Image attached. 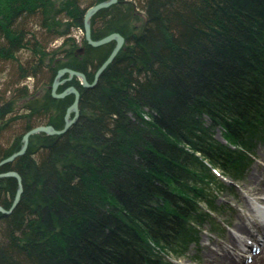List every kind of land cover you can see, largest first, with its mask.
<instances>
[{"label":"trees","instance_id":"obj_1","mask_svg":"<svg viewBox=\"0 0 264 264\" xmlns=\"http://www.w3.org/2000/svg\"><path fill=\"white\" fill-rule=\"evenodd\" d=\"M101 1L0 0V161L29 129L63 126L74 96L51 95L57 72L92 82L115 46L83 38L76 54L73 32ZM136 1L90 18L94 40L118 32L125 43L95 86H59L80 92L76 121L32 135L0 166L23 186L0 212V264H174L168 252L206 214L215 171L235 180L264 141V0ZM17 187L0 177L1 207Z\"/></svg>","mask_w":264,"mask_h":264},{"label":"rangeland","instance_id":"obj_2","mask_svg":"<svg viewBox=\"0 0 264 264\" xmlns=\"http://www.w3.org/2000/svg\"><path fill=\"white\" fill-rule=\"evenodd\" d=\"M136 2H138V0ZM137 12L139 14V17L143 19V12L138 8ZM139 24L140 22H138L136 25ZM73 35L77 38L80 47H84L83 42H81L83 38L85 39L84 30L78 29L73 32ZM58 44V41H54L50 44V46H55ZM22 54L25 55V53ZM21 58H24V56H21ZM5 78L6 74H0V85H2L1 83L5 80ZM74 78H76V80H78V82L80 83L79 78L73 77L72 80ZM27 82L28 85L32 87L33 79L28 78ZM65 83L67 82L62 83L61 85ZM72 115L73 113H69V115H67L66 109L64 124L61 128L56 129H62L66 123V116H68L69 119L72 117ZM260 132L262 135L264 134V124ZM214 136L217 140L226 143L219 128H215ZM263 156L264 141H261L260 137L255 138L252 142L251 150L247 156V159L242 160L238 172L234 174V176L236 177L235 180L232 179L230 175L222 177V175L220 176L218 174L216 178L211 179L213 184H211L208 189H205V193L208 197V202L204 204L203 212L206 211V214L203 217H200V220L198 221L193 220L190 226V231L185 233L176 243V245H174V247L171 248L168 252L170 258L174 260V264H201V258L204 257L205 247L221 248V246H223L231 248V246L233 245L231 242V234L233 233L237 234L242 239L250 241L251 243H255V240L253 238H250L243 232H239L235 227H233V222H231V219L235 221L239 213H247L249 207L248 204H250L251 201L247 198V196L245 197L242 194L243 190L245 189L244 183L247 182V178L249 175L256 172V165L261 166V164L263 163ZM212 185H214V189L212 188ZM245 217L247 218V216ZM251 229L254 230V228L252 227Z\"/></svg>","mask_w":264,"mask_h":264},{"label":"water","instance_id":"obj_3","mask_svg":"<svg viewBox=\"0 0 264 264\" xmlns=\"http://www.w3.org/2000/svg\"><path fill=\"white\" fill-rule=\"evenodd\" d=\"M118 1L119 0H104V1L98 2L88 7L83 16L84 36L89 45L96 47V46L109 43L111 41H115V46L113 47L109 55L106 57V59L101 63V65L95 71L93 81L89 82L86 78V75L83 72L65 67V68L60 69L57 72L54 82L51 86V94L55 98H63L66 95L71 94V93L74 95L73 102L67 109V115H69V113H73L72 117L68 119V116H66L67 118L66 123L62 129H56L52 125H39L25 132L22 137L21 147L16 152L11 154L10 156L2 159L0 161V166L13 161L17 156L23 155L27 149L29 138L31 135L36 134L38 132H45L48 135H60V134L65 133L69 129V127L76 121V119L79 116V108H78V103H79V98H80L79 90L75 86L70 85L66 87L62 92L57 93L56 92L57 88L62 83L69 82L70 80H72L73 77L79 78L80 84L83 87L95 86L102 72L112 62V60L115 58L117 53L123 48L124 43H125V38L120 33L112 32L98 40H94L91 37V29H90V18L100 9L107 8L117 3ZM83 50H84V47H80L76 50V53H82ZM8 176L14 177L17 180L18 187L16 189L14 198L12 200V203L9 209H5L0 206V212L4 214H10L14 210V208L16 207V205L18 204L20 200V197L23 191L22 178L20 174L13 170L0 173V177H8Z\"/></svg>","mask_w":264,"mask_h":264},{"label":"bare ground","instance_id":"obj_4","mask_svg":"<svg viewBox=\"0 0 264 264\" xmlns=\"http://www.w3.org/2000/svg\"><path fill=\"white\" fill-rule=\"evenodd\" d=\"M247 179L242 194L251 201V210L247 206V213H239L236 220L231 219V222L233 227L253 238L255 243L252 244L233 233L231 248L205 247L201 264H264V156L261 166L256 165V172L249 175ZM253 208L255 209L252 210ZM252 213L257 214L258 217L261 216L263 222L259 223L256 219H251Z\"/></svg>","mask_w":264,"mask_h":264}]
</instances>
